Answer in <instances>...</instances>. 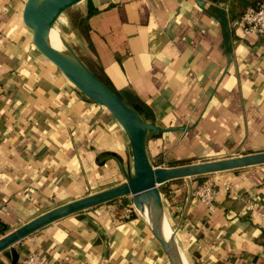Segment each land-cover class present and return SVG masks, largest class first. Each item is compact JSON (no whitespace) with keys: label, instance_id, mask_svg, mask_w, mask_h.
<instances>
[{"label":"crops","instance_id":"0c3cea01","mask_svg":"<svg viewBox=\"0 0 264 264\" xmlns=\"http://www.w3.org/2000/svg\"><path fill=\"white\" fill-rule=\"evenodd\" d=\"M25 2L0 0L4 235L133 175L122 127L33 48ZM73 18L79 60L129 106L141 104L140 117L155 128L145 138L153 167L264 153V38H241L225 5L88 0ZM207 180L217 191L212 213L192 195ZM161 193L187 264H264V236L248 209L264 213V164L169 181ZM126 209L114 200L44 226L13 246L16 264L30 253L43 264H169ZM0 264H12L9 249Z\"/></svg>","mask_w":264,"mask_h":264},{"label":"water","instance_id":"95a60500","mask_svg":"<svg viewBox=\"0 0 264 264\" xmlns=\"http://www.w3.org/2000/svg\"><path fill=\"white\" fill-rule=\"evenodd\" d=\"M86 1L88 0H26L22 10V22L31 32V43L37 53L56 68L86 99L105 108L122 127L130 144L133 175L120 186L49 210L13 232L6 235L3 233L0 238V253L9 249L12 264H16L18 255L13 246L35 231L89 208L122 197H130L133 209L139 214L146 213L148 220L140 217L169 264H187L176 231L167 220L161 186L173 180L263 165L264 153L174 168L153 167L146 154L145 138L147 131L155 128L145 123L134 108L104 85L64 42V47L74 57L75 62L58 55L46 44L45 35L58 19L68 10Z\"/></svg>","mask_w":264,"mask_h":264},{"label":"built area","instance_id":"2783aa9c","mask_svg":"<svg viewBox=\"0 0 264 264\" xmlns=\"http://www.w3.org/2000/svg\"><path fill=\"white\" fill-rule=\"evenodd\" d=\"M234 26L240 32L241 38L248 36L264 38V4L259 9H247L244 14L234 22ZM224 188L229 190L226 184H224ZM216 194L215 183L212 180L204 181L192 188L193 197L205 204L210 213L214 212L213 201ZM252 208L253 207H249L248 209L252 211L254 217H257V224L264 236V213H256ZM20 264H43V261L38 253H30L21 260Z\"/></svg>","mask_w":264,"mask_h":264},{"label":"rangeland","instance_id":"374dc122","mask_svg":"<svg viewBox=\"0 0 264 264\" xmlns=\"http://www.w3.org/2000/svg\"><path fill=\"white\" fill-rule=\"evenodd\" d=\"M85 3H82V4H80V5H78V6H75V7H73L72 9H70V10H68L63 16H62V18H63V22L64 23H62V22H58V21H60V18L58 19V21L54 24V26L59 30V32H60V35H61V37H62V40H63V42L65 43V45H67L68 47H69V49L72 51V53L78 58V56L79 57H82L81 56V53L79 52V50L77 49V45H76V42H75V39H74V37H73V35L71 34V32L74 30V27H76L77 26V24H76V21H77V19L76 20H74V16H76V15H79V11H81L82 10V8H83V5H84ZM67 17H68V19L70 20V18H71V20L69 21L68 19H67ZM73 21V22H72ZM65 24V25H64ZM76 25V26H75ZM66 26V27H65ZM30 34H31V32H30ZM67 51V50H66ZM79 59V58H78ZM75 90H77L74 86H72ZM78 91V90H77ZM79 92V91H78ZM79 94H81L80 92H79ZM82 95V94H81ZM83 96V95H82ZM88 100V99H87ZM93 103V102H92ZM93 104H95V103H93ZM95 105H97V104H95ZM97 106H99V105H97ZM99 109L101 110L100 112H102L103 114H105L106 115V113L108 114V116L109 117H111V118H113L108 112H107V110L105 109V108H103L102 106H99ZM114 119V118H113ZM115 120V119H114ZM119 125V124H118ZM120 126V125H119ZM118 200H120L121 201V205L123 206V208H125L126 209V205H128V207L130 208H132V212L134 213V212H136V214L138 215V217L140 218V219H142L140 216H139V214H138V212L137 211H135L134 209H133V207H132V204H131V200H130V197H127V198H122V199H116L115 201H118ZM127 207V209L126 210H130L129 208ZM126 214H128V215H130L131 213H126ZM135 214V213H134ZM132 218V217H131ZM133 218H137L136 216H133Z\"/></svg>","mask_w":264,"mask_h":264},{"label":"trees","instance_id":"16d2710c","mask_svg":"<svg viewBox=\"0 0 264 264\" xmlns=\"http://www.w3.org/2000/svg\"><path fill=\"white\" fill-rule=\"evenodd\" d=\"M217 3L223 4L227 7L230 20L234 23L237 19L244 14V12L249 9H259L264 4V0H214ZM91 12V11H90ZM130 106L136 110L139 116L142 113V105L138 102H133L128 99ZM163 194V193H162ZM129 208V207H128ZM130 215L134 216L132 208L130 207ZM5 232V228L1 230V234Z\"/></svg>","mask_w":264,"mask_h":264},{"label":"bare ground","instance_id":"6f19581e","mask_svg":"<svg viewBox=\"0 0 264 264\" xmlns=\"http://www.w3.org/2000/svg\"><path fill=\"white\" fill-rule=\"evenodd\" d=\"M45 41L50 50L56 52L58 55L66 59L72 60L74 62L76 61L74 57L66 51L62 37L56 32L53 27L46 33ZM139 216L144 217L145 220H148L146 213L139 214Z\"/></svg>","mask_w":264,"mask_h":264}]
</instances>
